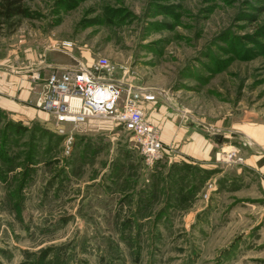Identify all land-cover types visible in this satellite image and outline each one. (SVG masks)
I'll return each instance as SVG.
<instances>
[{
	"label": "rangeland",
	"instance_id": "374dc122",
	"mask_svg": "<svg viewBox=\"0 0 264 264\" xmlns=\"http://www.w3.org/2000/svg\"><path fill=\"white\" fill-rule=\"evenodd\" d=\"M20 5L0 18L8 73L45 84L56 67L104 65L156 94L159 136L155 113L207 136L214 166L165 148L149 164L111 121L0 110V264H264V174L249 164L264 160V0Z\"/></svg>",
	"mask_w": 264,
	"mask_h": 264
},
{
	"label": "built area",
	"instance_id": "2783aa9c",
	"mask_svg": "<svg viewBox=\"0 0 264 264\" xmlns=\"http://www.w3.org/2000/svg\"><path fill=\"white\" fill-rule=\"evenodd\" d=\"M101 67L105 66L54 68L45 80L39 108L60 126L97 119L126 126L138 139L147 163L162 159L163 142L145 119V104L156 102V94L147 88L106 79ZM4 70L0 64V83Z\"/></svg>",
	"mask_w": 264,
	"mask_h": 264
},
{
	"label": "crops",
	"instance_id": "0c3cea01",
	"mask_svg": "<svg viewBox=\"0 0 264 264\" xmlns=\"http://www.w3.org/2000/svg\"><path fill=\"white\" fill-rule=\"evenodd\" d=\"M3 66V65H2ZM58 68V67H56ZM64 68V67H61ZM71 68V67H65ZM4 70L0 83V110L6 111L15 120H26L24 116L29 115L32 119L39 115H43V111L39 108L43 95L46 90L45 84H41V79L35 74L32 80H24L23 77L16 76L14 72ZM41 70L37 71L40 72ZM18 75V73H16ZM153 110V106L148 105ZM147 107V108H148ZM156 114V113H155ZM154 114V120L158 121L160 128V138L163 142L166 157L174 160L179 157L186 161H195L202 165L214 166L212 161L215 153L213 142L207 136L199 132L197 129L190 127H179L173 122L160 123L161 116ZM256 157L249 164L258 168L260 173L264 174V161ZM216 163V162H215ZM216 165V164H215ZM229 169L242 171L243 168L228 166ZM227 168L225 169L226 173Z\"/></svg>",
	"mask_w": 264,
	"mask_h": 264
},
{
	"label": "trees",
	"instance_id": "16d2710c",
	"mask_svg": "<svg viewBox=\"0 0 264 264\" xmlns=\"http://www.w3.org/2000/svg\"><path fill=\"white\" fill-rule=\"evenodd\" d=\"M24 13L20 5V0H0V18L12 19L18 16H24Z\"/></svg>",
	"mask_w": 264,
	"mask_h": 264
}]
</instances>
